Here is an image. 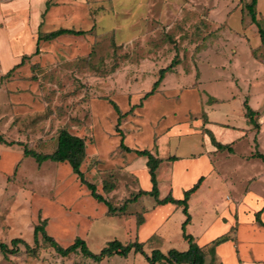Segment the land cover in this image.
<instances>
[{
	"label": "rangeland",
	"instance_id": "1",
	"mask_svg": "<svg viewBox=\"0 0 264 264\" xmlns=\"http://www.w3.org/2000/svg\"><path fill=\"white\" fill-rule=\"evenodd\" d=\"M17 1L19 5L14 16L18 20L19 38L31 31L19 45L25 47V55L30 58L22 68H16L0 81V137L3 139L0 143L10 146L7 140H23L22 144L14 142L12 145L23 146L24 155L30 157L26 155V150L52 154L63 130L83 138L86 155L87 152L96 155V151L104 155L102 158L92 155L93 158L83 168L85 179L94 185L103 182L107 190L103 195L106 197L100 195L115 207L126 204L120 212L128 213L126 216L131 214L132 223L130 230L127 226L129 219L125 216L122 220L104 218L98 222V230H93L89 236L87 246L90 251L99 254L115 240L124 245L134 243L135 228L140 221L137 215L143 212V207L148 209L155 199L132 192L134 180L123 171V160L126 158L120 155L119 148L124 149L120 146L121 139L136 127L145 136L148 133L152 136L161 134L173 121L179 120V123L186 118L179 107H183L184 111L190 109L192 114L188 118H194V103L165 99L167 91L164 88L157 98V107L151 97L145 98L154 88L162 69L177 61L178 65L175 64L172 72L179 65L187 67L185 73L189 72L197 59L195 51H200L201 47L198 64L202 76L223 78L226 71L213 64L227 62L234 48L238 52L235 55L246 65L245 49L248 50L250 46L246 42L241 43L243 40L229 24L238 15L234 11L236 5L241 1L243 4L252 3L253 0H208L219 9L215 21L223 24V27L219 26L221 29L218 31L208 22L211 8L204 5L203 0H30L28 5L27 1L25 4L24 0ZM2 8L0 5V10ZM9 19L5 17L0 21L3 31L8 27ZM59 29L85 31V34L44 41L49 33ZM211 31L216 33L208 39L207 34ZM37 38L42 41L39 53L35 54L36 46L29 48V44L34 39L36 45ZM208 46L218 48V53L204 55L210 51ZM206 60L211 64L207 65ZM207 67L209 72L204 70ZM193 75L194 71L183 78L185 83L193 81ZM174 76L179 77L177 74ZM183 87L187 88L188 84ZM111 101L119 106L121 115ZM146 101L149 107H146ZM118 128L121 132H118ZM34 134L36 138H33ZM44 141L49 143L48 148ZM33 142L35 145H31ZM20 184L23 182L17 177L16 184L10 190L16 194ZM137 189L142 190L140 183ZM143 199L148 202L143 203ZM18 201L19 197L8 199L7 196H0V243L9 247L11 240L20 238L16 235L18 230H25L28 225V215L22 217L23 209L17 205ZM197 217L194 213L193 218ZM136 219L137 222L132 221ZM43 222L49 234L48 222L43 220L39 224ZM21 227L24 228L20 230ZM179 235L180 229L173 227L169 249L182 252ZM51 236L63 248L72 244ZM26 238L34 240L33 234ZM26 238L22 239L27 241ZM39 239L40 244L34 253L27 252L23 245H19V252L15 255L5 256L0 252V264H149L145 256L134 251L126 257L114 255L100 262L80 252L63 257L41 237ZM28 243L35 248L34 242ZM217 246L213 244L204 250L206 264H219L214 259ZM166 249L168 247L163 248L164 252ZM143 250L152 255L153 251L150 252L145 245ZM158 264L167 263L161 261Z\"/></svg>",
	"mask_w": 264,
	"mask_h": 264
},
{
	"label": "crops",
	"instance_id": "2",
	"mask_svg": "<svg viewBox=\"0 0 264 264\" xmlns=\"http://www.w3.org/2000/svg\"><path fill=\"white\" fill-rule=\"evenodd\" d=\"M29 1L24 0L23 4L28 5ZM203 4L211 8L208 22L216 28L215 31L220 30L219 26L223 27V24L215 21L216 15H219L218 6L208 0H203ZM250 4L241 1L236 5L234 11L238 15L229 24L243 40L241 43L246 42L250 46L245 49L246 65L235 55L238 52L234 48V55L231 54L227 62L213 64L226 71L223 78L213 75L208 78L205 74L202 76L198 64L203 48L200 51L196 49L197 59L190 66V71L185 73L187 67L179 65L175 72L167 74L156 94L151 96L155 107L163 88L167 91L165 99L192 101L194 118H188L192 114L190 109L184 111L183 107H179V111L186 116L179 123V120L173 121L161 134L153 136L150 133L145 136L136 127L124 138V145L131 152L119 148L121 157L126 158L123 160V171L134 180L131 185L135 194L153 190L149 159L138 156L136 151H149L162 161L156 170L160 201L168 198L184 200L186 193L202 179L199 189L188 200L189 221L184 206L173 203L161 205L156 198L148 209L142 205L143 212L137 215L142 221L136 225L135 240L148 247L150 252H164L163 248L168 247L164 252L168 253L172 244V228L175 227L180 229L182 252L190 247L189 241L184 238L186 234L192 236L193 242L204 250L218 243L214 259L219 264H264V161L260 158L264 155V36L260 33V28L264 30V0H258L254 7L257 23L248 10ZM0 5L3 6L0 21L10 18L8 27L4 31L0 28L1 81L27 56L25 47H21L19 42L31 31L19 38L18 20L14 16L19 1L0 0ZM215 31L207 34L208 39ZM37 42L38 38L36 45L33 39L29 48L36 46L37 50ZM208 47L210 51L204 55L218 53V48ZM206 61L207 65L211 64ZM208 68L204 70L208 71ZM193 71L194 80L192 78L193 81L185 83L183 78ZM187 84L188 87L184 88ZM147 102L146 107H149ZM249 109L251 116L248 115ZM33 138H36L35 134ZM6 142L10 146L0 143V196H7L8 199L19 197L17 205L22 206V217L28 215V225L25 230L21 227L24 232L18 230L17 236H34V228L43 220L48 222V235L72 244L78 238L87 244L93 230H98V222L104 218L121 219L125 216L129 219L127 226L132 230L131 214L126 216L128 213L117 212L110 215L109 208L92 196L70 163L51 160L38 163L33 156L24 155L23 146L16 145L24 143L23 140ZM14 142L16 144L12 145ZM44 142L48 148L49 143ZM31 145H35L34 142ZM95 154L87 152L86 163L82 165L83 173L90 158L104 156L99 151ZM17 177L23 184L15 194L10 187L16 184ZM139 183L142 185L140 191L137 189ZM96 187L99 195L107 191L103 182ZM145 202L148 201L143 199ZM194 213L197 218H193ZM132 221L137 222V219Z\"/></svg>",
	"mask_w": 264,
	"mask_h": 264
},
{
	"label": "trees",
	"instance_id": "3",
	"mask_svg": "<svg viewBox=\"0 0 264 264\" xmlns=\"http://www.w3.org/2000/svg\"><path fill=\"white\" fill-rule=\"evenodd\" d=\"M258 0H253V2L248 5V10L250 11V14L252 15L253 21L257 23L255 14H254V7L257 5ZM260 33L262 36H264V30L260 28ZM85 34V31H74L70 29H59L57 31L49 33L45 37L46 41H52L59 37L66 36V35H72V36H83ZM41 38H38L37 42V50L35 54L39 53V44L41 43ZM30 58L29 56H24L22 59V62L16 67H22L25 64V61ZM177 62V61H176ZM174 62L171 66L162 69L160 71V77L157 80V82L154 84V88L151 92L147 93L145 98H149L153 95H155L157 88L161 85L163 80L165 79V76L172 72V69L175 68L178 64ZM176 64V66H175ZM15 70V69H14ZM13 72V70L11 71ZM10 72V73H11ZM9 73V74H10ZM112 106L116 110V112L121 115V111L119 109V106L111 101ZM248 115H252L251 110H248ZM118 132H121V130L118 128ZM0 141H3V139L0 137ZM121 147H123L128 152H131L130 149L125 147L124 145V139H121ZM136 154L138 156H144L148 157V168L150 169V175L151 180L153 183V190L150 192H141L137 196L142 195H150L153 196L158 200L159 196V190H158V183L156 178V170L158 169L161 160L156 159L149 151H136ZM26 155L33 156L38 163H43L45 161L51 160L54 162H68L72 166V169L74 173L78 176L80 181L83 185H85L91 192L92 196L98 200L101 203H104L109 208V213L111 215L116 214L117 212H120L124 210L126 205H124L121 208L114 207L109 201H107L103 196L99 195L97 192L96 185L88 182L85 179L84 173L82 172V164L86 158V143L85 140L79 136H75L71 134L67 130L61 131L59 137H58V146L56 151L51 155H43L39 154L33 151L26 150ZM260 158L264 161V155H260ZM202 179L198 184H196L190 191L186 193V196L184 200L179 201L175 200L173 198H168L166 200L160 201L158 200V203L161 205L167 204V203H173L176 205L184 206V213L188 216V221L190 220L189 212H188V200L189 197L196 192L200 185H201ZM141 219L139 221V224L141 223ZM187 221V222H188ZM186 222V224H187ZM41 223V222H40ZM42 238L43 242L48 243L52 248H54L58 254H60L63 257H67L72 253H82L84 256L92 259L95 262H100L106 257H113L114 255H119L126 257L130 254L131 251L141 253L143 256L146 257L149 264H158L161 261H165L167 264H206L207 262V255L203 248L199 247L193 242V237L189 235H184V238L189 241L190 247L186 252H180L175 249H172L168 251V253H162L160 250H154L152 252V255H148L143 250V244H140L138 242L131 243L128 245H124L121 241L115 240L108 244L107 247H105L99 254H95L88 248L86 242L82 239H77L73 245L63 248L61 247L56 240L48 235L46 231V225L45 222L42 224L37 225L34 228V245L35 248H33L27 241H25L22 238H16L11 240V247H9L8 244L0 243V252L3 253L5 256L7 255H15L19 252V245H23L26 248L27 252H35L37 246L40 244V239ZM218 243H216L217 245ZM213 252V251H212Z\"/></svg>",
	"mask_w": 264,
	"mask_h": 264
}]
</instances>
